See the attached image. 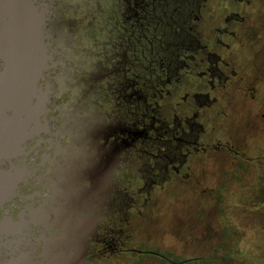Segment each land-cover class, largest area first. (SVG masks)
Returning <instances> with one entry per match:
<instances>
[{"label": "flooded vegetation", "instance_id": "af4514ba", "mask_svg": "<svg viewBox=\"0 0 264 264\" xmlns=\"http://www.w3.org/2000/svg\"><path fill=\"white\" fill-rule=\"evenodd\" d=\"M48 1L63 22L43 81L53 120L31 143L38 178L1 217L49 189L65 203L59 181L74 167L105 183L82 264L214 263L224 228L241 239L217 222L235 215L233 196L263 202L264 0ZM95 124L115 161L71 162L72 140Z\"/></svg>", "mask_w": 264, "mask_h": 264}, {"label": "water", "instance_id": "95a60500", "mask_svg": "<svg viewBox=\"0 0 264 264\" xmlns=\"http://www.w3.org/2000/svg\"><path fill=\"white\" fill-rule=\"evenodd\" d=\"M51 8L48 0H0V264H35L39 260L82 264L93 221L88 208L99 200L105 185L96 179L82 181L80 172L72 167V178L59 181L58 192L65 203L49 189L38 207L24 205L29 213L18 219L1 217L5 207L20 196L22 185L38 178L37 164L29 162L34 161L31 143L51 129L52 111L47 102L52 84L43 81L63 34L61 14L53 21ZM98 127L89 126L88 132L72 140L77 150L70 154L71 162L115 161L113 146L108 139L102 143ZM85 169L96 175L100 164ZM45 175L41 179L49 188L50 179ZM37 195L22 198L26 202Z\"/></svg>", "mask_w": 264, "mask_h": 264}, {"label": "rangeland", "instance_id": "374dc122", "mask_svg": "<svg viewBox=\"0 0 264 264\" xmlns=\"http://www.w3.org/2000/svg\"><path fill=\"white\" fill-rule=\"evenodd\" d=\"M256 153L257 156H264L263 141L260 142V147L256 150ZM260 198V200H263V202H260L262 205L260 206V209H257V207L255 209L254 207L252 208L250 202L251 199L247 195L245 197H238V194L236 193L231 199L232 206H236L234 207L236 213L233 215L232 219L230 221H225V215L222 214L221 216H218V218H220L217 222H220L221 224L226 223L232 228L233 232L240 235L241 241L239 242V239L235 240L238 244L232 246L233 249L240 253L239 259H236L238 261L234 264H240L239 262L243 261H245L246 264H264V192L261 193ZM253 211H256L257 213H254ZM227 218L229 219V216ZM201 264L203 263L201 262ZM212 264L225 263L222 261L220 262L219 260Z\"/></svg>", "mask_w": 264, "mask_h": 264}, {"label": "trees", "instance_id": "16d2710c", "mask_svg": "<svg viewBox=\"0 0 264 264\" xmlns=\"http://www.w3.org/2000/svg\"><path fill=\"white\" fill-rule=\"evenodd\" d=\"M229 233H230V229L229 228H224V236H223V238L224 237L226 238V240L224 241L225 244L220 245V243H221L220 241L217 244V253H216V260L215 261H219L220 260V262L222 261L225 264H234L236 261H238L236 259H239L240 253L238 251H236L235 249H233L232 246L234 244H238V242H235V240H233L235 243L233 241L230 242V239H233L234 237L230 238L228 236ZM240 241L241 240L239 239V242ZM242 256H243V254H242ZM239 263L240 264H246L245 261L239 262Z\"/></svg>", "mask_w": 264, "mask_h": 264}]
</instances>
